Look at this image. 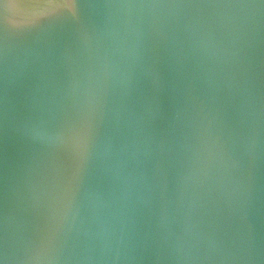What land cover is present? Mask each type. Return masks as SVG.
<instances>
[{"label":"water","instance_id":"water-1","mask_svg":"<svg viewBox=\"0 0 264 264\" xmlns=\"http://www.w3.org/2000/svg\"><path fill=\"white\" fill-rule=\"evenodd\" d=\"M0 264H264V0H0Z\"/></svg>","mask_w":264,"mask_h":264}]
</instances>
